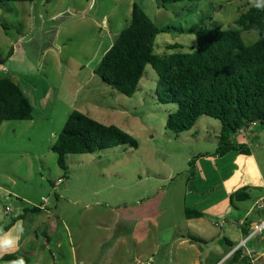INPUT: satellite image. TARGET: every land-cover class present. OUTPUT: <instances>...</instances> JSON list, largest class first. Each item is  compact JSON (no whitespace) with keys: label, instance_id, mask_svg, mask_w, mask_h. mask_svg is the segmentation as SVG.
I'll use <instances>...</instances> for the list:
<instances>
[{"label":"rangeland","instance_id":"obj_1","mask_svg":"<svg viewBox=\"0 0 264 264\" xmlns=\"http://www.w3.org/2000/svg\"><path fill=\"white\" fill-rule=\"evenodd\" d=\"M258 3L264 7V0H30L0 5V79L10 77L21 85L36 118L5 122L0 128V258L22 252L20 244L29 236L35 248L29 257L39 264H209L207 254L223 260L231 250L224 240L237 246L259 218L253 209L264 196V126L245 129L243 143L257 163H226L229 156L223 163H195L190 176L192 159L197 162L206 153L210 156L204 158H216L221 122L204 116L193 130L170 132L167 119L177 105L159 102L158 74L151 65L132 97L109 86L96 70L130 25L134 5L165 30L154 47L165 56L192 52L202 29L238 28L244 43L254 44L259 34L242 30L236 21ZM44 102L51 105L50 115ZM74 110L119 127L139 147L69 155L64 176L52 148ZM235 166L230 192L245 188L249 197L206 216L214 237L200 236L189 226L185 209L199 210L224 197L223 189L215 190L216 170L229 177ZM201 192L207 194L201 198ZM42 204L49 207L51 221L60 217L64 223L56 233L49 232V243L31 221L37 214L17 220ZM85 205L91 208L85 210ZM99 214L118 228V236H132L125 242L99 239ZM242 220L246 225L240 227ZM191 235L208 241L191 242ZM78 240L89 249L77 247ZM0 264L11 263L0 259Z\"/></svg>","mask_w":264,"mask_h":264},{"label":"trees","instance_id":"obj_2","mask_svg":"<svg viewBox=\"0 0 264 264\" xmlns=\"http://www.w3.org/2000/svg\"><path fill=\"white\" fill-rule=\"evenodd\" d=\"M26 1L30 0H0V5ZM161 1L171 4L193 0ZM260 5L246 11L236 21V26L242 30H254L259 34V40L254 44L246 45L238 28L202 29L196 33L197 45L192 52L165 56L154 52L157 37L165 30L161 31L140 6L134 5L130 25L104 56L96 74L121 94L132 97L147 66L151 65L158 74L159 102L177 105V110L168 116L167 130L176 134L187 132L201 117H210L221 122L219 145L213 156L222 157L231 151L250 155L247 145L233 141V137L249 127L264 126V7ZM33 116L34 107L22 88L10 77L0 79V128L5 122L30 121ZM123 145L139 147V143L119 127L105 125L74 110L52 149L66 176L69 155L93 154ZM195 163L194 159L189 163L190 176H194ZM245 190L234 192L230 196L231 204L234 200L247 199L249 195ZM38 211L40 208L34 207L26 212ZM203 216L199 210L185 209L188 220ZM22 218L18 216L17 220ZM189 239L195 243H207L193 235ZM224 242L231 250L236 247L227 239ZM238 259V255H233L224 264H236ZM1 261L31 264L29 255L22 252L6 254Z\"/></svg>","mask_w":264,"mask_h":264},{"label":"crops","instance_id":"obj_3","mask_svg":"<svg viewBox=\"0 0 264 264\" xmlns=\"http://www.w3.org/2000/svg\"><path fill=\"white\" fill-rule=\"evenodd\" d=\"M19 86H21V85H19ZM23 92L26 94L25 90H23ZM30 93H31V95H34V93L31 90H30ZM26 96L29 98V96L27 94H26ZM29 100H30V102L32 104V100L30 98H29ZM40 102H42V101H40ZM44 107H45L44 110L46 111V114L50 115L51 114L50 113L51 105L48 106V104L46 102H44ZM35 119L36 118H35V109H34L33 120L26 121V122H34ZM201 119H202V117L199 119L198 122H200ZM23 122H25V121H23ZM216 131L219 132L218 134L220 136L221 126L219 128H216ZM245 135H246L245 130L240 131L237 135H235L233 137V141L238 138L239 139L238 140L239 144L240 143L244 144L243 142H245V139H244ZM219 136H218V145H219ZM216 150H217V148H216ZM229 156H231V158L226 163H236V164H238V163H246V165L247 166L249 165L250 167H251L250 163H257L255 161V158L253 157V154L244 155V154H241V153H239L237 151H231V152L227 153L226 155H224L222 157H220V156L216 157V158H204V157H202L196 163H219V162L223 163V161L226 158H229ZM236 168H237L236 166L234 168H232V171H231V174H230L229 177H227V176H223L222 177L221 175H218L219 174V172H218L219 169L216 170L217 171V185H216L217 187H216L215 190L223 189V193H224L225 196L222 197L219 200H216L213 204H209L207 206H204L202 209L200 208L199 211L204 213V216L202 218L190 219V220L186 219L187 222L189 223V226L193 230H195L196 232L200 233V236L208 235L209 238L214 237V233L206 225L205 219H206V216H208V215H214L215 216V215L220 214L221 211L226 207L228 202H230L229 197L232 195L233 192H230L231 189H229L228 183H232L233 181H235L236 172L238 171ZM207 192H205V193L201 192V194H198V195H199V197L202 198L204 195L207 194ZM211 192H213V190H211ZM200 201H201V199L199 200V202ZM196 203H198V201H196ZM38 208H40V211L35 212V214H37L36 218H34L32 220L30 218V220L32 221V223H34L35 221L38 223V225L35 226L36 229H38L39 231L40 230H44V233H45L44 235L46 236V241H47V243H49V241H50L49 232H55L56 233L59 230V228L61 227V224H64L63 223V219L58 217V222L51 221V219H53V218L51 217V215H49V214H51L50 211H49V207L46 206L45 208H41V207H38ZM89 208H91V205H85V210H87ZM194 209L198 210L197 208H194ZM31 215H32L31 212H24V214H21L20 216H23L24 218L25 217L27 218V217H30ZM101 215L102 214L98 215V221H97L98 222L97 231L103 232L102 236L99 239H107V243H111L112 241L118 242L120 240H124V242H125L127 237H131L132 236V233L130 235L121 234V235L118 236L117 235L119 233L118 228H117V230H116V228H113L109 224V219L102 220ZM130 220L131 219H127V221H130ZM120 222H115L113 224L115 226L116 224H120ZM87 234L90 235L91 233H86L85 235L87 236ZM200 236H197V237H200ZM200 238H203L206 241H208V238H206V237H200ZM30 240H31V237H30ZM30 240H29V236H27L26 239L20 244V247L24 246V249L21 248L22 253L27 254L29 256L33 255L34 251H35L33 243ZM26 242H29V243L25 244ZM77 247H79L82 250H86V249L88 250L89 249L87 247V243L85 241H83V240H78V246ZM4 255H6V254H3L2 257ZM206 257H207L206 258V262H208L209 264H217V263H219L218 260L221 259L218 256H215L213 254H207ZM92 260H94V259H92ZM31 264H39V262H37V259H36V261L34 263L31 262ZM89 264H94V262H91ZM195 264H201V263L196 262Z\"/></svg>","mask_w":264,"mask_h":264},{"label":"built area","instance_id":"obj_4","mask_svg":"<svg viewBox=\"0 0 264 264\" xmlns=\"http://www.w3.org/2000/svg\"><path fill=\"white\" fill-rule=\"evenodd\" d=\"M60 183H62V180H60ZM41 206L42 208L46 207L44 204ZM10 210V208H7L6 213ZM253 212L258 215V221L252 222L247 235L217 264H224L233 255L239 256V261L236 264H264V196L257 200ZM244 225H246V222L244 220L240 221V227Z\"/></svg>","mask_w":264,"mask_h":264},{"label":"clouds","instance_id":"obj_5","mask_svg":"<svg viewBox=\"0 0 264 264\" xmlns=\"http://www.w3.org/2000/svg\"><path fill=\"white\" fill-rule=\"evenodd\" d=\"M257 6L259 7V6H261V5L258 3ZM5 243H6V244H11L12 241H5ZM14 264H15V262H14Z\"/></svg>","mask_w":264,"mask_h":264},{"label":"water","instance_id":"obj_6","mask_svg":"<svg viewBox=\"0 0 264 264\" xmlns=\"http://www.w3.org/2000/svg\"><path fill=\"white\" fill-rule=\"evenodd\" d=\"M256 128L260 129V128H261V126H256Z\"/></svg>","mask_w":264,"mask_h":264}]
</instances>
